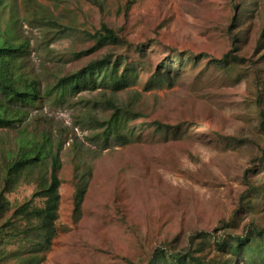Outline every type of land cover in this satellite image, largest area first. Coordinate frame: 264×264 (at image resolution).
<instances>
[{
	"label": "rangeland",
	"instance_id": "obj_1",
	"mask_svg": "<svg viewBox=\"0 0 264 264\" xmlns=\"http://www.w3.org/2000/svg\"><path fill=\"white\" fill-rule=\"evenodd\" d=\"M6 1L0 9L3 23L13 15L14 25L31 41L29 69L44 80L107 52L140 65L136 82L125 89L87 88L41 110L66 143L57 234L40 264H149L158 249L194 250L200 238H192L200 231L245 235L264 227V128L258 113L264 101L261 107L256 102L261 87L264 92V42L258 46L264 0ZM28 1L54 10L63 23L75 20L77 30L50 40V28L27 21ZM240 7L243 16L231 28ZM102 22L125 41L94 46L91 33ZM176 49L200 59L181 62ZM227 51L239 60L213 61ZM162 60L170 62V71L161 67L165 72L156 81ZM104 94L133 100L144 115L130 118L127 126L134 132L128 142L111 137L107 148L83 117L89 110L101 119L110 115V108L95 102ZM0 133L1 164V148L13 141L15 131ZM78 147L92 175L76 210L73 154ZM33 189L24 183L8 197L14 204ZM263 239L252 235L256 264H264ZM215 252L206 247L202 253Z\"/></svg>",
	"mask_w": 264,
	"mask_h": 264
},
{
	"label": "trees",
	"instance_id": "obj_2",
	"mask_svg": "<svg viewBox=\"0 0 264 264\" xmlns=\"http://www.w3.org/2000/svg\"><path fill=\"white\" fill-rule=\"evenodd\" d=\"M7 4L6 0H0V9ZM26 6L29 12L27 21L50 28V40L59 35H68L78 28L75 20L63 23L54 10L38 1H28ZM242 16L243 8L240 7L233 16L231 28L238 26ZM14 21L12 14L7 16L5 23L0 16V129L15 131L13 141L6 142L1 148L0 264H40L57 234L62 181L60 170L62 150L66 143L63 133L54 128L53 119L41 110L48 102L64 103L83 89L100 87L110 88L114 92L125 89L136 82L140 65L137 60L107 52L76 70L53 80H44L29 69L27 55L31 41L22 35ZM91 36L95 39L96 47L118 45L125 41L106 22H102ZM263 42L264 28L258 46ZM204 56L205 53L201 57ZM176 57L181 62L193 60L196 63L200 59L195 55L190 56L186 50H178ZM230 57L239 60L237 54L227 51L222 59L215 57L213 61L227 62ZM168 66L170 62L162 60L155 70L154 80H161L165 70L160 68ZM263 101L261 87L256 101L259 107ZM95 102L111 109L110 115L103 119L90 110L83 116L97 128L96 137L101 148L109 146L111 137L120 143L128 142L129 134L134 132L127 126L130 118L134 114L144 116L135 109V102L120 101L106 94ZM258 113L260 126L264 128V109L259 108ZM153 123L160 126L158 120H153ZM80 152L78 147L73 154V201L76 210L81 206L92 175L91 164L87 158L81 157ZM24 183L34 184V189L29 196L13 204L8 193ZM253 234L264 238V227H255L245 235L200 231L192 238H200L194 250L158 249L149 264H236L240 261L256 264L251 254ZM206 247L215 249V255H204L202 252Z\"/></svg>",
	"mask_w": 264,
	"mask_h": 264
}]
</instances>
